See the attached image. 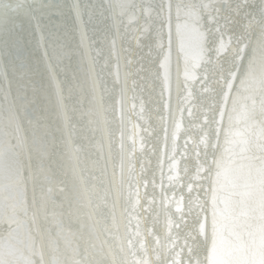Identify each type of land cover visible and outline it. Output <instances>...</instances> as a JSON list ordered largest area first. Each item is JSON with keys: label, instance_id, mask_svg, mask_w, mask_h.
<instances>
[{"label": "water", "instance_id": "water-1", "mask_svg": "<svg viewBox=\"0 0 264 264\" xmlns=\"http://www.w3.org/2000/svg\"><path fill=\"white\" fill-rule=\"evenodd\" d=\"M0 264H264V0H0Z\"/></svg>", "mask_w": 264, "mask_h": 264}]
</instances>
